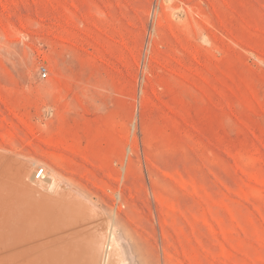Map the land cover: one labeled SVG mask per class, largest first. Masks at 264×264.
<instances>
[{
	"label": "rangeland",
	"instance_id": "obj_1",
	"mask_svg": "<svg viewBox=\"0 0 264 264\" xmlns=\"http://www.w3.org/2000/svg\"><path fill=\"white\" fill-rule=\"evenodd\" d=\"M0 148L138 264H264V0H0Z\"/></svg>",
	"mask_w": 264,
	"mask_h": 264
},
{
	"label": "bare ground",
	"instance_id": "obj_2",
	"mask_svg": "<svg viewBox=\"0 0 264 264\" xmlns=\"http://www.w3.org/2000/svg\"><path fill=\"white\" fill-rule=\"evenodd\" d=\"M25 168L53 190L30 185ZM0 264L138 262L109 210L41 161L0 148Z\"/></svg>",
	"mask_w": 264,
	"mask_h": 264
},
{
	"label": "built area",
	"instance_id": "obj_3",
	"mask_svg": "<svg viewBox=\"0 0 264 264\" xmlns=\"http://www.w3.org/2000/svg\"><path fill=\"white\" fill-rule=\"evenodd\" d=\"M39 72L42 76H46L47 75V69L45 66H41V68L39 69Z\"/></svg>",
	"mask_w": 264,
	"mask_h": 264
}]
</instances>
